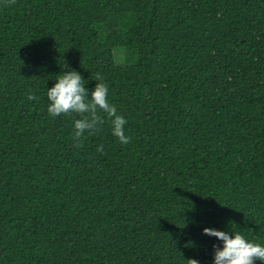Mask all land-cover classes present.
Here are the masks:
<instances>
[{"label": "trees", "instance_id": "1", "mask_svg": "<svg viewBox=\"0 0 264 264\" xmlns=\"http://www.w3.org/2000/svg\"><path fill=\"white\" fill-rule=\"evenodd\" d=\"M71 70L130 143L48 114ZM204 228L264 245V0H0V264H213Z\"/></svg>", "mask_w": 264, "mask_h": 264}, {"label": "clouds", "instance_id": "2", "mask_svg": "<svg viewBox=\"0 0 264 264\" xmlns=\"http://www.w3.org/2000/svg\"><path fill=\"white\" fill-rule=\"evenodd\" d=\"M66 67V65H65ZM94 89L90 93L85 87L82 76L75 70L65 71L58 75L56 83L47 90L49 101L47 112L53 117L62 114H77L80 118L74 120L73 140L75 147H82L84 134L95 133L105 120L100 115L105 113L110 122L112 135L122 144L130 143V137L125 134L127 120L118 114L116 107L108 100V87L103 83V77L98 73ZM29 101L36 97L28 94ZM103 152V145L97 148ZM203 234L216 237L222 242V247L213 245V264H264V245L247 240L239 232L231 233L213 228H204ZM186 264H199L196 259L189 258Z\"/></svg>", "mask_w": 264, "mask_h": 264}, {"label": "rangeland", "instance_id": "3", "mask_svg": "<svg viewBox=\"0 0 264 264\" xmlns=\"http://www.w3.org/2000/svg\"><path fill=\"white\" fill-rule=\"evenodd\" d=\"M116 61L118 63H122L123 62V52L120 50L116 51V55H115Z\"/></svg>", "mask_w": 264, "mask_h": 264}]
</instances>
